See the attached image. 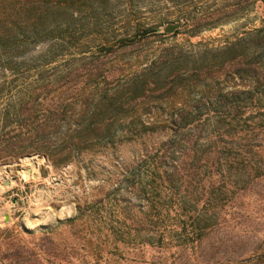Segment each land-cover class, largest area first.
Instances as JSON below:
<instances>
[{
	"label": "rangeland",
	"instance_id": "374dc122",
	"mask_svg": "<svg viewBox=\"0 0 264 264\" xmlns=\"http://www.w3.org/2000/svg\"><path fill=\"white\" fill-rule=\"evenodd\" d=\"M68 1L76 12L63 16L70 32L19 50L28 67L61 70L102 62L125 86L134 74L160 65L163 52L181 48L182 73L214 66L215 78L195 91L189 80L176 98L142 110L145 119L182 115V125L156 128L67 165L39 155L1 164L0 232L8 231L1 238L18 236L40 254L41 264H252L264 254V79L255 84L218 70L242 59L243 48L259 45L253 33L264 27V2L190 38L163 30L176 22L177 9L162 0ZM137 31V38L147 37L109 56L100 51ZM240 39L230 53L226 47ZM214 86L221 92L197 103ZM175 101L179 109L171 110ZM46 252L59 256L48 262Z\"/></svg>",
	"mask_w": 264,
	"mask_h": 264
},
{
	"label": "trees",
	"instance_id": "16d2710c",
	"mask_svg": "<svg viewBox=\"0 0 264 264\" xmlns=\"http://www.w3.org/2000/svg\"><path fill=\"white\" fill-rule=\"evenodd\" d=\"M136 1L147 5L159 0ZM162 1L177 9L173 12L176 22H168L166 26L182 24L172 36L182 33L190 38L239 18L242 12L251 13L254 4L264 2L234 0L228 5L212 3L200 7L193 3L194 0ZM74 13L68 0H0V165L32 155L45 157L54 165H67L86 155L103 153L119 144L140 139L156 128L182 125V115L145 119L142 110H154L167 98H176L189 80L196 84L191 87V91L193 88L195 91L205 88L203 84L215 78L211 74L214 66H207L206 70L194 67L182 73L181 65L186 56L181 48L163 52L157 60L161 61L160 65L134 74L125 86H120L117 73L103 70L102 62L90 68L80 65L61 70L46 68L45 64L28 67V57L19 50L48 42L51 37L62 39L72 28L71 22L63 16ZM253 34L259 36V45L249 52L242 47L243 60L223 64L219 75L232 72L251 78L255 84L261 83L264 79L261 78L264 27ZM138 35L139 31L132 38L121 40L117 47L104 46L100 51H106L105 56H109L147 37L145 34L137 38ZM241 42L242 39L226 49L230 53L237 51L236 46ZM43 59L46 58L36 61ZM221 90L215 86L207 92L202 90L197 103L208 93L218 95ZM231 95L236 97V92ZM175 103L169 104L171 110L177 108ZM6 232H0V264H41L40 254L38 256L34 249L22 243L18 236L2 239L1 234ZM46 253L48 262L59 256ZM254 257L252 264H264V254Z\"/></svg>",
	"mask_w": 264,
	"mask_h": 264
},
{
	"label": "water",
	"instance_id": "95a60500",
	"mask_svg": "<svg viewBox=\"0 0 264 264\" xmlns=\"http://www.w3.org/2000/svg\"><path fill=\"white\" fill-rule=\"evenodd\" d=\"M182 24L179 23V24H169L167 25L165 28H163V30L166 32V33H174Z\"/></svg>",
	"mask_w": 264,
	"mask_h": 264
}]
</instances>
